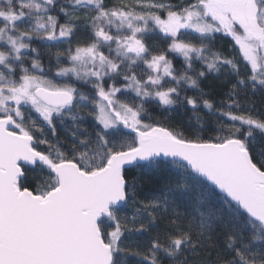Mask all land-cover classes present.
I'll return each mask as SVG.
<instances>
[{"label": "snow or ice", "instance_id": "1", "mask_svg": "<svg viewBox=\"0 0 264 264\" xmlns=\"http://www.w3.org/2000/svg\"><path fill=\"white\" fill-rule=\"evenodd\" d=\"M133 260L264 264V0H0V264Z\"/></svg>", "mask_w": 264, "mask_h": 264}, {"label": "trees", "instance_id": "2", "mask_svg": "<svg viewBox=\"0 0 264 264\" xmlns=\"http://www.w3.org/2000/svg\"><path fill=\"white\" fill-rule=\"evenodd\" d=\"M221 43H223V42L218 41V45L221 44ZM211 83H214V82H210V84H211ZM207 90H209V89L206 88V91H207ZM211 90H212L213 92L217 91V89H215V88H212ZM257 103H260V101H257ZM62 138H63V137H62ZM133 264H135V261H134V260H133Z\"/></svg>", "mask_w": 264, "mask_h": 264}]
</instances>
